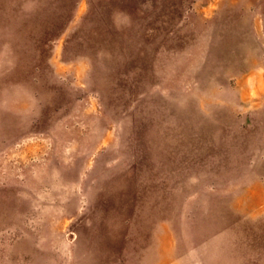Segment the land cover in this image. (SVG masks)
I'll list each match as a JSON object with an SVG mask.
<instances>
[{"label":"rangeland","instance_id":"rangeland-1","mask_svg":"<svg viewBox=\"0 0 264 264\" xmlns=\"http://www.w3.org/2000/svg\"><path fill=\"white\" fill-rule=\"evenodd\" d=\"M0 264H264V0H0Z\"/></svg>","mask_w":264,"mask_h":264}]
</instances>
